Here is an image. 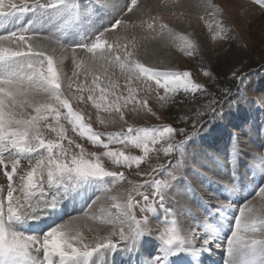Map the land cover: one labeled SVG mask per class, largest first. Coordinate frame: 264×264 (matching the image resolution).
Listing matches in <instances>:
<instances>
[{
	"label": "snow or ice",
	"instance_id": "obj_1",
	"mask_svg": "<svg viewBox=\"0 0 264 264\" xmlns=\"http://www.w3.org/2000/svg\"><path fill=\"white\" fill-rule=\"evenodd\" d=\"M254 2L264 9V0ZM168 3L174 9L175 24L146 13L141 0H103L97 7L110 9L111 18L106 23L93 21V14L78 0H20V3L0 0V23L19 25L0 33V176L4 178L0 184V264H97L121 247L135 252L142 238L153 232L157 234L160 248L145 264H173L172 257L181 252L210 250L208 246L215 237L201 236L196 224L182 223L166 204L174 182L184 179L190 155L186 146L192 139L191 134L183 127L169 124L133 127L124 115L125 106L135 100L137 89L130 86L134 81H154L157 88L163 89V95L159 96L162 102L181 91L204 94L207 103L202 106L203 111L196 110L191 118L193 129L198 124L203 128L205 124L201 119L209 113L213 119L222 116L224 104L236 98L232 95L227 101L223 99L230 95L228 88L217 98L192 79L187 70H162L141 62L140 51L153 43H175L181 52L192 56L197 43L177 31L178 26L191 19L190 13L200 10H211L209 14L213 17L223 15V9L212 0H168ZM25 14L30 16L26 24L21 21ZM216 23L212 39L232 41L234 30L223 20ZM85 26L86 39L65 42L67 34ZM57 46L61 50L59 56ZM78 50H83L87 59L79 56ZM68 53L74 65L70 76L63 68ZM116 69L129 85L128 95L112 92L109 99L107 88L101 87L98 81L101 75L107 79L109 70L115 75ZM80 70L92 75V87L85 88L78 82ZM231 78L236 82V95H239L249 76L233 70ZM84 84H87L86 79ZM108 85H112L111 79ZM85 91L89 93L87 97L82 94ZM73 98L87 99L97 109L119 113L126 131L93 130L85 117L74 110ZM140 103L156 115L147 107V100ZM62 121L70 124L78 137L101 145L103 150L88 151L69 138ZM181 121L187 123L188 118L181 117ZM100 123L105 121L100 120ZM45 129L50 138H45ZM102 136L107 137L106 142ZM129 141L143 154H125L110 147ZM161 142L166 144L165 156L178 154L171 158L169 168L172 163L175 168L168 172L166 179L158 177L160 171H167L164 165L140 169L150 152H159L155 146ZM239 153L237 139L236 146L230 150L229 163L233 167ZM108 160L118 167L110 169L106 165ZM133 165L138 169L137 176L150 179L142 183L129 180L120 168L127 170ZM236 180L234 171L226 178L225 188L235 190ZM122 181H127L130 187ZM89 192L91 195L78 213L53 223L46 230H29L32 222L51 215L65 200ZM252 196L260 197L261 205L257 207L249 198L236 208L230 221V236L223 245L226 264H264V185L257 187ZM232 207L230 201L216 204L218 212ZM158 209L176 217L170 221L165 218L162 229H154L149 221L148 214L157 213ZM137 210L142 214L139 218ZM207 219V216L201 217L200 223ZM85 230L96 235L89 238Z\"/></svg>",
	"mask_w": 264,
	"mask_h": 264
},
{
	"label": "rangeland",
	"instance_id": "obj_2",
	"mask_svg": "<svg viewBox=\"0 0 264 264\" xmlns=\"http://www.w3.org/2000/svg\"><path fill=\"white\" fill-rule=\"evenodd\" d=\"M15 2L20 3V0H15ZM78 2L93 14L92 19L97 23H106L111 18L110 9L97 7L103 4V0H78ZM141 3L145 5L146 13L155 14L165 21L176 23V17L172 15L174 9L168 0H141ZM212 3L223 9V15L213 17L209 14L211 10H200L195 14L190 13L191 19L180 24L177 28V31L184 32L196 41L197 48L192 56L181 52L175 43H153L140 51L139 58L141 62L162 70L189 71L192 79L203 84L217 98L224 88L230 89V95H222L223 99L227 101L231 99L232 95L236 98L232 103L224 104L223 115L213 119L209 113L201 119V123L205 126L201 128L198 124L196 129H193L191 118L195 115L196 110L203 111L202 106L207 103L204 94H184L181 91L182 96L178 103H174L176 94H171L166 102H162L159 100V96L163 95V89L157 88L154 81H134L130 86L137 89L134 93L135 100H130L124 109L125 119L133 127H158L162 124H169L173 127H183L191 134L192 139L186 146V151L190 155L184 179L174 182L173 190L166 204L173 209V213L178 214L182 223L196 224L201 230V236L211 234L215 237L208 246L209 254H205L204 250L199 251L203 253V258L191 257L192 261L197 264H226L223 245L230 236V221L236 214V208L249 198L252 199V202L256 198L260 199V197L252 195L257 187L264 185V159H260L264 157V9L258 6L254 0H212ZM179 10L175 9L177 12ZM201 16L203 19L199 18ZM29 18V14H25L21 17V21L26 24ZM218 20H223L227 27L234 30L232 41L212 39V30L217 27ZM17 26L19 25L12 22L0 23V33ZM137 30L139 31V29ZM116 31L120 32V29ZM87 35L88 30L85 26L80 31L70 32L64 37V40L70 44L86 39ZM78 53L79 56L87 59L83 50H78ZM60 54L61 50L57 46L56 55ZM68 56L69 58L64 61L63 68L70 76L74 65L70 53ZM233 70L246 73L249 76L239 95H236V82L231 78ZM80 72L78 82L85 88L92 87V75H85L83 70ZM205 73H211V75H205ZM85 79L87 80L86 85L84 84ZM108 79L112 81L111 86L108 85ZM231 82H234V85L228 87ZM98 83L101 87L107 88L109 99L112 98V92L121 96L128 95L129 85L126 84L119 69L115 70V75H112V70H109L107 79L101 75ZM82 94L85 97L89 95L87 91ZM96 94L98 95V90ZM142 100L148 101L147 107H151L156 115H152L146 107L141 106L140 101ZM72 105L74 110L79 111L85 117V122L90 123L95 131H126L123 122L119 120V113L97 109L87 99L73 98ZM181 117H187L188 122H182ZM100 120H104L105 123L101 124ZM62 123L68 129L67 136L82 144L88 151L103 150L101 145H94L86 138L78 137V133L73 131L72 126L66 121H62ZM44 136L46 139L50 138L47 129L44 131ZM177 138L179 139V137ZM101 139L107 141L106 136H102ZM237 139L239 140L240 153L236 165L233 167L229 163L230 150L236 146ZM257 142L260 145H257ZM64 144H67V140L64 141ZM110 147L114 150H121L125 154H143L142 150L137 149L130 141ZM155 147L159 149V152H150L149 157L141 163L140 169L146 170L149 165L154 167L164 165L167 171H160L158 177L166 179L168 172L175 168L174 163L169 168L171 158L178 154L170 153L165 156L163 148L166 147V144L164 142ZM106 165L113 170L118 167L112 165L110 160L106 161ZM120 170L124 171L129 180L137 183L150 179V177L137 176L138 169L135 165L127 170L123 168ZM234 171L236 179L247 175V181H244V177L242 180L248 182L250 186L243 183V186L236 188L233 190L234 192L226 189L224 186L227 182L226 178L231 177ZM260 174L262 179L257 182V176ZM3 180L4 178L0 176V184L3 183ZM122 183L130 187L127 181H122ZM86 199L87 194L65 200L62 206L51 215L45 216L39 222H32L29 230L33 232L46 230L53 223H59L78 213ZM218 201L226 203L230 201L233 207L228 211L218 212L216 209ZM141 215L137 210L138 218ZM148 215L154 229H162L165 226V218L168 221L176 218L172 214L164 213L163 209H158L157 213ZM203 216L208 217L207 222L200 223ZM85 234L89 238L96 235V233H89L87 230H85ZM152 235L154 240L150 239V236L142 238L135 252L126 251L121 247L110 253L104 260L102 258L98 260L97 264H145V260L150 258L149 256L157 255L160 248L157 234L153 232ZM120 243L123 245V242ZM177 257H172V261H175Z\"/></svg>",
	"mask_w": 264,
	"mask_h": 264
},
{
	"label": "bare ground",
	"instance_id": "obj_3",
	"mask_svg": "<svg viewBox=\"0 0 264 264\" xmlns=\"http://www.w3.org/2000/svg\"><path fill=\"white\" fill-rule=\"evenodd\" d=\"M257 145H260V143L257 142ZM257 158H259V157H257ZM261 176H262L261 174L257 176V179H256L257 182H260V181H261V179H262ZM243 177H244V181H247V178H248L247 175L242 176L240 179H237V180L235 181V183H237V189H238L239 187H242V186H243V185H242L243 183H244V184L246 183V186H250V184H249L248 182H243V180H242ZM235 190H236V189H235ZM240 190H241V189H240ZM246 190H247V189H246ZM88 195H91V192H89V193L87 194V196H88ZM234 195H235V194H234ZM235 198L237 199V196H236ZM239 198H240V197H239ZM253 204H255L256 206H260V205H261V200H260L259 198H256V199L254 200ZM150 223L152 224V220L150 221ZM152 226H153V224H152ZM153 228H154V227H153ZM150 239L154 240L153 235L150 236ZM204 253H205V254H209V250H205ZM192 256L197 257V258H203V253H202V252H199V251H197L196 253H193L192 251L181 252V253H179V255H178V257L176 258V260L173 261V264H177V263H179V264H189V263H191V264H197V263H195L194 261H192V259H191Z\"/></svg>",
	"mask_w": 264,
	"mask_h": 264
},
{
	"label": "trees",
	"instance_id": "obj_4",
	"mask_svg": "<svg viewBox=\"0 0 264 264\" xmlns=\"http://www.w3.org/2000/svg\"><path fill=\"white\" fill-rule=\"evenodd\" d=\"M234 85V82H231L229 85H228V87H231V86H233ZM223 95V92L220 94V95H218L219 96V98L221 97ZM181 93H177L176 94V96H175V102L174 103H178L181 99Z\"/></svg>",
	"mask_w": 264,
	"mask_h": 264
}]
</instances>
